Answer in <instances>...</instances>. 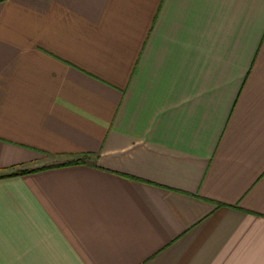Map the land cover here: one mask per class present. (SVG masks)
Wrapping results in <instances>:
<instances>
[{"label": "crops", "instance_id": "0c3cea01", "mask_svg": "<svg viewBox=\"0 0 264 264\" xmlns=\"http://www.w3.org/2000/svg\"><path fill=\"white\" fill-rule=\"evenodd\" d=\"M44 166L0 264H264V0H0V176Z\"/></svg>", "mask_w": 264, "mask_h": 264}, {"label": "trees", "instance_id": "16d2710c", "mask_svg": "<svg viewBox=\"0 0 264 264\" xmlns=\"http://www.w3.org/2000/svg\"><path fill=\"white\" fill-rule=\"evenodd\" d=\"M90 155L86 154V155H83L82 157L80 158H77V159H74V160H71V161H67L65 163H63V165H67V164H81V163H85L87 161V159L89 158ZM62 165V164H61ZM53 166H58V165H53ZM48 167H52V166H44V167H40V168H36V169H22V170H19L17 172H14V173H11V174H5L3 176H0V178H3V177H8V176H14V175H24V174H29L31 172H34L36 170H40V169H45V168H48Z\"/></svg>", "mask_w": 264, "mask_h": 264}, {"label": "rangeland", "instance_id": "374dc122", "mask_svg": "<svg viewBox=\"0 0 264 264\" xmlns=\"http://www.w3.org/2000/svg\"><path fill=\"white\" fill-rule=\"evenodd\" d=\"M55 159L54 158H51V157H48L47 158V161H49V162H53Z\"/></svg>", "mask_w": 264, "mask_h": 264}]
</instances>
